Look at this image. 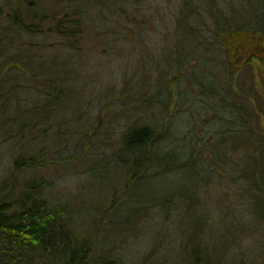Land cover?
Returning <instances> with one entry per match:
<instances>
[{"label": "rangeland", "instance_id": "rangeland-1", "mask_svg": "<svg viewBox=\"0 0 264 264\" xmlns=\"http://www.w3.org/2000/svg\"><path fill=\"white\" fill-rule=\"evenodd\" d=\"M16 1L0 0V50L10 53L12 58L22 60H26L29 53H32L33 62L29 67L13 61L6 65L7 58L0 55V72H3L4 68H16L5 72L1 79L9 77V80L16 84L18 74L23 76L20 78L25 82L35 83L38 70L49 65L53 69L49 80H55V94L58 98L53 104L48 103L49 107L52 106L50 123L53 126H45L44 129L50 135L46 141L48 145L45 144L46 167L27 177L47 182L44 192L51 203H66L74 213L86 214V225L90 224L92 216L99 214L102 208L107 209L105 206L114 194L118 201H126L132 197L148 200L163 194H172L180 188L183 193L190 192L191 197H198L201 202L193 203L182 218L181 228L174 226L172 233L168 232L170 222L165 223L156 217H151L146 222L136 223V220H132L123 226L115 225L114 221L123 219L129 212L128 209H132L129 212L131 215L135 212L137 207H133L131 202L120 206L118 215L121 218L107 212L103 221L110 220L109 226L115 225L113 229L117 234L111 238L108 245L114 246V251L118 252L123 264H141L144 256L155 250L156 244H165L162 250L168 252L170 258L174 259L173 262L184 264L185 256L184 251L182 255L181 243L183 246L189 236L183 230L186 229L193 234L199 232L204 236L208 249L203 257L210 262V235L221 231L218 226L222 222L224 225L227 220L229 223L230 216L235 214L241 215L234 217L238 219L233 223L234 229L240 228L243 221H250L248 214L237 206L236 200L229 203L233 210L229 217L213 222L210 218V204L213 202L210 199V186L206 189L209 194L198 192L197 182L193 179L190 182L188 173L180 172L176 177L144 179L139 182L138 187L129 188L126 196L121 195L125 182L122 170L125 168L121 167L119 160L114 163L111 158L109 167L106 162L109 161L110 155L121 147L120 138L123 133L144 124L155 126L157 131L161 129L165 134L172 135L168 142L161 143L159 149L168 150L177 146L179 153L183 152L185 145H189L190 141L195 142L200 138L210 140L215 137L220 125H223L224 130L254 127L257 133L262 129L261 135L264 136L261 127H264V114L257 116L252 110L254 105L255 111L261 110L264 113V74L254 61L242 56L245 50V55H248L247 51L252 45L264 44V28L250 25V21H247L250 20L249 15H244V24L248 28L244 27V30L241 28L224 36L222 42L227 45L228 50L218 56L215 50L209 53L211 46L209 52L205 49H195L192 45L193 37L188 31L183 32L184 27H195L189 19L210 21L208 15L200 13L204 10H214L210 8L211 0H58L62 1L59 5L54 4L57 0H33V8L27 10L34 15L44 14V8H49L52 12L67 8L65 13L61 10L60 15L65 16L68 13L66 27L75 30L69 39L49 32L48 34L46 30L51 29L52 24L48 26L45 16L43 18L46 21L38 25L35 23L37 21H26L25 17L21 16L25 25L36 26L30 31L31 34L22 31V26L17 24V20L15 22L14 17L7 16L13 11L19 13ZM216 1L215 7L221 8L227 16L236 13L240 7L248 6L246 0ZM258 7H264V0H260ZM187 15H191V18ZM183 18L188 23L183 22ZM200 39L202 44L199 43V47H207L212 41V35L204 32L203 38ZM195 53L197 57H192ZM186 58V64H190L187 67ZM176 61L185 66L184 70L172 68V63ZM229 67L235 72V82L234 78L231 79L228 86L225 75ZM210 77L216 78L219 83H216L218 90L214 94H206L203 88L194 84L198 81L210 90L215 83ZM9 80L5 82L6 87ZM187 80L192 84H187ZM24 81L20 80L19 83L25 84ZM158 86L162 89L159 94ZM170 87L172 91L168 102L169 111L166 112V105L162 101H165ZM16 92L15 89L7 95L14 97ZM23 93L24 90L21 95ZM24 96L30 101L36 99L33 93ZM150 96L154 99L146 105ZM49 99H52V96ZM232 99L239 104L240 99L247 100L242 101L243 106L241 105L245 118L233 127L229 123L231 115H228L230 106L227 103ZM36 101L42 102L38 99ZM246 110H250L251 114H245ZM176 111L177 117L164 128L168 118L176 116ZM5 117L8 119L7 115L0 114V182L10 175L13 159L18 153V150L11 146L16 143L17 138H9V134H6L8 132L4 130L9 123L17 130L22 125L21 119L18 120L20 115L14 111L6 125L1 123L2 120L5 121ZM201 167L200 173L209 172L210 175L211 170L212 174H215L214 167L210 169V164L203 163ZM90 170L102 175L94 180L96 185L87 182ZM223 172L229 176L227 170ZM194 176L201 178L199 174ZM221 182L220 180V183L214 185L215 191L223 186ZM101 186L105 187L100 189ZM202 213H206L204 220H200ZM74 217L77 218L76 215ZM131 217H127L129 221ZM258 240V236L250 238L245 234L240 237L239 243L244 251L251 254L257 250L252 245H257ZM251 259L252 257L249 262Z\"/></svg>", "mask_w": 264, "mask_h": 264}, {"label": "trees", "instance_id": "trees-1", "mask_svg": "<svg viewBox=\"0 0 264 264\" xmlns=\"http://www.w3.org/2000/svg\"><path fill=\"white\" fill-rule=\"evenodd\" d=\"M215 1H210V8L214 9L216 13L214 10H204L200 13L208 15L210 21L205 22L199 18L189 19L188 21H193L195 27L192 25L189 29L183 28V32L188 31L193 37L192 45L195 49L208 51L211 46L209 53L212 50H215L218 56L219 53H227L228 47L222 42L223 37L241 28L243 30L244 27L248 28L244 24L246 19V17L243 18L244 15H249L250 20L247 21H250V25L260 29L264 28V7H258L260 0H254L255 2L258 1L256 5L253 0H246L248 6L240 7L236 13L230 16L224 15L225 13L222 12L221 8L215 7L217 2ZM32 2L33 0H17L16 9H20L19 13L13 11L7 14V16L14 17L15 22L17 20V24L22 26V31L30 33L36 27L25 25L22 21H37L35 23L38 25V23L48 20V26L52 24V27L46 30L47 33L68 39L73 36L75 30L66 27L68 13L65 16L60 15L62 12L65 13L67 8L64 9L63 7L62 12L60 9H56L58 12H52L48 10L49 8H44V14L34 15L28 13L27 10L33 8L31 7ZM61 2L57 0L54 4L59 5ZM208 7L209 4L207 9ZM21 16L22 18L25 17V20H21ZM43 16L47 19L44 20ZM190 16L187 15V17ZM182 20L188 23L184 18ZM204 32L212 35V41L207 44V47H199L201 46L199 43L202 44L200 38H203ZM5 52V50H0V55L7 58L5 60L6 65L13 61L29 67L33 62L32 53H29L26 60H22L21 58H12L10 53ZM191 56L197 57L196 53ZM187 62L188 59L186 58L185 64ZM189 65L186 64L185 66ZM185 66L179 65L178 61L172 63V68L175 67L176 70L179 68L184 70ZM13 69L16 68L12 67L8 70L4 68V71L0 72V114L8 116V119L5 117V121L2 120L1 123L8 124L10 114L14 111L20 115L18 120L21 119L22 124L21 128L17 130L13 129L9 123L4 130V132H8L6 134H9V138H17L16 143L11 146L16 148L18 153L13 159L10 175L0 182V264H123L118 252L114 251V246L108 245L111 238L117 236L113 229L115 225L123 226L131 223L132 220H136V223L146 222L149 218L156 217L161 218L165 223L170 222V227L167 226L170 233L173 232L174 226L181 228L182 218L187 214L189 208L194 202H201L200 198L191 197L190 192V194L183 193L181 188L172 194H163L148 200L144 198L138 200L132 197L131 199L127 198L126 201H118L114 194L105 206L107 209L102 208L99 214L93 215L89 225H86L88 216L79 212L74 213L69 204L51 203L44 192L47 182L35 177L29 178L27 175L46 167L45 144H47L46 141L50 135L44 129L47 126H53L50 123L52 106L49 107L48 103L53 104L58 99L55 94L56 82L49 80V76L53 74V69L49 65L39 69L35 83L25 82L20 78L23 76L18 74L16 75L18 76V83L16 84L9 80V77L1 79L5 72H11ZM33 76L34 74H32ZM225 76L226 83L233 78L235 82V72L230 67ZM210 79L215 82L210 90L198 81L194 84L203 88L206 94H214L218 90L216 83H219L216 78L210 77ZM7 80L9 83L6 87L5 82ZM20 80L24 81L25 84H20ZM188 83L192 84L187 80ZM15 89L17 92L13 95L14 97L7 95ZM158 89L157 94L162 90L159 86ZM23 90L24 93L21 95ZM171 91L172 88L170 87L167 96L164 98L165 101H162L166 105V112L169 111L168 102L171 98ZM30 93L36 95L35 100L30 101L24 96V94ZM258 95L260 96L259 91ZM50 96L52 99H49ZM37 99L42 102H37ZM152 99L154 97L150 96L149 100L145 101L146 105ZM242 101L247 102V100L241 99V104L233 101V99L227 102L230 106L228 115H231L229 123L232 127L240 124L241 120L245 118L242 111ZM230 110L232 112L229 113ZM252 110L257 116L264 114L261 110L255 111L254 105H252ZM244 113H250V110H246ZM175 114L176 116L168 118L164 128L172 123L178 112L176 111ZM246 117L249 116L246 115ZM189 118L191 117L189 116ZM261 127L264 130L262 125ZM218 128L216 136L212 139L200 138L195 142L190 141L189 145H185L183 152L179 153L177 146L168 150L159 149L161 143L168 142V138L172 135L165 134L161 129L157 131L155 126L149 124L135 126L123 133L120 138L121 147L113 155H110L106 164L109 167L112 158L114 163L119 160L118 163L121 164L122 168H125L122 170V174L124 173L122 177L125 182L121 195H126L129 188L138 187L139 182L144 179H154L161 176L176 177L180 175V172L182 174L188 173L187 178L190 179V182L191 179L197 182L196 190L198 192L209 194L206 189L210 186V199L213 200L210 204V218L213 222H219L223 218L229 217L233 211L229 203L235 200L237 206L248 214L250 221H243L240 228L238 226V229L233 228V223L238 221L234 217L241 215L235 214L230 216L231 221L229 223L227 220L224 225L222 222L218 226V229H221L220 232L213 236L210 235V262L203 257L208 249V243L203 239L204 236L200 235L199 232L193 234L192 231L183 229L189 235L183 246L181 243L182 255L184 251L185 256L184 264H264V136L261 135L262 129L257 133L254 127H247L244 130H238L237 127L224 130L223 125H220ZM208 142H210V147H208ZM213 149H217V151H213ZM50 159L52 160V158ZM203 163L210 164V169L213 166L215 174L213 175L211 170L210 175L209 172L200 173ZM149 170H152L150 174L148 173ZM225 170L228 171L229 176L225 175L223 172ZM194 174H199L202 179L194 176ZM88 175L90 178L87 182L94 185L97 184L94 183V180L96 181L98 177L102 176L100 173L91 170ZM220 180L223 186L215 191L214 185L220 183ZM103 187L105 186H101L100 189ZM126 202H131L133 207H137L132 215L129 213L132 209H128L126 218L123 216V219L115 220V225L109 226L110 220L103 221L107 212L118 215L120 206ZM117 217L121 218L120 215ZM127 217L132 219L129 221ZM204 219H206V213L200 215V220ZM247 230H249L248 233ZM245 234L250 238L258 236L259 239L257 245H252L257 250L252 251L251 254L244 251L239 243L240 237L245 236ZM99 235L101 236L99 237ZM163 246L165 244H156L155 250L149 251L141 264H175L168 252L162 250Z\"/></svg>", "mask_w": 264, "mask_h": 264}, {"label": "flooded vegetation", "instance_id": "flooded-vegetation-1", "mask_svg": "<svg viewBox=\"0 0 264 264\" xmlns=\"http://www.w3.org/2000/svg\"><path fill=\"white\" fill-rule=\"evenodd\" d=\"M245 51L242 56L254 61L260 67L262 74H264V44L261 43L249 47L248 55H245Z\"/></svg>", "mask_w": 264, "mask_h": 264}]
</instances>
